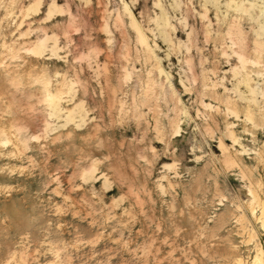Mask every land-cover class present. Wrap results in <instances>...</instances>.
Segmentation results:
<instances>
[{
  "label": "rangeland",
  "instance_id": "rangeland-1",
  "mask_svg": "<svg viewBox=\"0 0 264 264\" xmlns=\"http://www.w3.org/2000/svg\"><path fill=\"white\" fill-rule=\"evenodd\" d=\"M231 1L0 0V264L264 257V0Z\"/></svg>",
  "mask_w": 264,
  "mask_h": 264
},
{
  "label": "bare ground",
  "instance_id": "bare-ground-1",
  "mask_svg": "<svg viewBox=\"0 0 264 264\" xmlns=\"http://www.w3.org/2000/svg\"><path fill=\"white\" fill-rule=\"evenodd\" d=\"M228 1V0H227ZM231 1V0H230ZM231 2H233V1H231ZM258 2V1H257ZM230 4V3H229ZM234 4V3H233ZM236 4H238L237 2H236ZM239 4H240V2H239ZM247 4V3H246ZM255 5L252 3V2H250V4L249 5H245V4H240V5H236V8L237 9H239V8H241L242 9V11L244 12V13H247V14H249L250 15V9L251 8H253ZM206 9V8H205ZM208 9V8H207ZM256 11V10H255ZM257 13V12H256ZM206 14V13H205ZM243 17V16H242ZM134 19V18H133ZM131 20H132V18H131ZM133 22V21H132ZM167 22V21H166ZM135 23V22H134ZM168 23V22H167ZM136 24V26H137V24L138 23H135ZM135 26V27H136ZM138 28V27H137ZM138 29H140V27L138 28ZM260 29H262L263 30V32H264V26L263 25H261L260 26ZM139 32V31H138ZM245 32V31H244ZM144 34V33H143ZM143 34H141L140 33V35H143ZM139 35V34H138ZM257 35L258 36H261V33H259V32H257ZM256 35V36H257ZM236 36V35H235ZM141 36H139V38H140ZM144 37V36H143ZM143 37H141V38H143ZM145 40V39H144ZM259 41V40H258ZM260 41H262V40H260ZM255 43V42H254ZM258 44V43H257ZM260 45V44H259ZM262 45V44H261ZM260 45V46H261ZM256 47H257V45H256ZM262 47V46H261ZM263 48H264V45H263ZM258 50V49H257ZM258 54H259V52H258ZM260 55V54H259ZM242 56L243 55H241V58H239V59H242ZM239 57V56H238ZM259 58H260V56H258ZM243 62L245 61V60H242ZM245 63H247V61L245 62ZM258 63V62H257ZM244 64V63H243ZM243 66V65H242ZM50 96L52 95V94H49ZM54 95H56V94H54ZM59 95V94H58ZM56 97V96H55ZM48 98V97H47ZM57 98V97H56ZM51 98L49 97V99L48 100H50ZM55 100V99H54ZM51 101V100H50ZM53 102V101H52ZM57 102V101H56ZM51 104H53V103H51ZM248 108H249V106H248ZM237 111V110H236ZM249 114V113H248ZM246 115V114H245ZM251 115H252V113H251ZM248 118V117H247ZM252 120H253V118H252ZM254 122V121H253ZM233 132V131H232ZM224 143V142H223ZM253 189V188H252ZM256 192V191H255ZM249 193H251V192H249ZM252 194V198H253V200H252V202H256V203H258L257 205V207H259V205H260V208H261V218H264V202H262L261 200L259 201V197L257 196V195H255L254 194V192H252L251 193ZM257 194V193H256ZM255 203V204H256ZM253 204V203H252ZM255 207H253V209H254ZM261 222H262V220H261ZM261 226H263V228H264V222H262V225ZM260 246V245H259ZM262 247H259L258 249H257V251H256V254L254 255V258H253V261H252V263L253 264H258V263H260L261 261L263 262V260H264V257H263V251H262V249H261ZM256 249V248H255Z\"/></svg>",
  "mask_w": 264,
  "mask_h": 264
}]
</instances>
